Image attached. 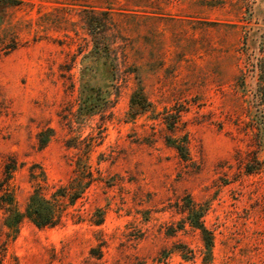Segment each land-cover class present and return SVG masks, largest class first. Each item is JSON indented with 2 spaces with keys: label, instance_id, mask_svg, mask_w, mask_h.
<instances>
[{
  "label": "rangeland",
  "instance_id": "obj_1",
  "mask_svg": "<svg viewBox=\"0 0 264 264\" xmlns=\"http://www.w3.org/2000/svg\"><path fill=\"white\" fill-rule=\"evenodd\" d=\"M0 264H264V0H0Z\"/></svg>",
  "mask_w": 264,
  "mask_h": 264
},
{
  "label": "trees",
  "instance_id": "obj_2",
  "mask_svg": "<svg viewBox=\"0 0 264 264\" xmlns=\"http://www.w3.org/2000/svg\"><path fill=\"white\" fill-rule=\"evenodd\" d=\"M132 103L135 105L140 104L136 95L132 98ZM173 143L181 157L186 160L188 149L185 142L178 143L174 140ZM7 168L8 173H11L14 169L10 166ZM71 190L74 191L72 195L69 194L70 192H63L62 189H58L52 197H48L43 192L42 186H37L29 198V202L24 213L19 212L17 209L10 208L9 205L13 203V198L2 201L1 206L6 207L7 211L10 213V216L7 218L6 225L10 228L17 227L24 218L29 219L39 228L55 227L59 225L62 222L63 213L59 204L60 197L70 196L71 204L74 205L76 200L81 196L82 192H77L74 188ZM100 224H102V221L97 223V225Z\"/></svg>",
  "mask_w": 264,
  "mask_h": 264
}]
</instances>
